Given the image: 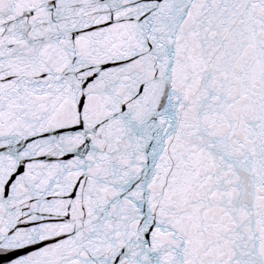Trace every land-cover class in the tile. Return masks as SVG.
I'll return each mask as SVG.
<instances>
[{
    "label": "snow or ice",
    "instance_id": "obj_1",
    "mask_svg": "<svg viewBox=\"0 0 264 264\" xmlns=\"http://www.w3.org/2000/svg\"><path fill=\"white\" fill-rule=\"evenodd\" d=\"M0 264H264V0H0Z\"/></svg>",
    "mask_w": 264,
    "mask_h": 264
}]
</instances>
